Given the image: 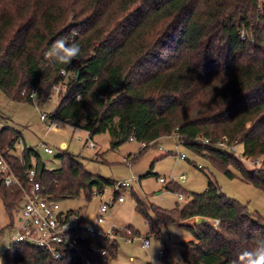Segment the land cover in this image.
<instances>
[{"label": "trees", "instance_id": "1", "mask_svg": "<svg viewBox=\"0 0 264 264\" xmlns=\"http://www.w3.org/2000/svg\"><path fill=\"white\" fill-rule=\"evenodd\" d=\"M61 38L80 46L70 65L46 55ZM58 87L59 120L78 122L91 137L108 134L114 150L132 140L142 144L138 155L128 156L131 165L162 139L177 137L229 178L234 169L264 193V0H0V90L10 101L43 107ZM20 137L5 128L0 149L28 190L32 169L41 192L55 200L90 203L94 192L116 184L90 173L67 149L55 171L42 169L33 148L23 151L21 163L10 151ZM225 138L228 147L244 145L245 160L219 148ZM207 179V190L191 196L170 182L168 191L189 196L172 211L140 199L136 211L161 241L159 224H177L193 236L182 243L186 264H239V254L264 239V218ZM0 198L10 219L2 235L13 227L23 192L0 182ZM86 237L88 246L108 252L105 262L88 252L92 264L118 256L120 237ZM168 254L163 243L165 264ZM0 264L81 263L16 244Z\"/></svg>", "mask_w": 264, "mask_h": 264}, {"label": "rangeland", "instance_id": "2", "mask_svg": "<svg viewBox=\"0 0 264 264\" xmlns=\"http://www.w3.org/2000/svg\"><path fill=\"white\" fill-rule=\"evenodd\" d=\"M60 99L58 91L53 101L41 107L36 103L27 104L10 101L0 90V121L7 128H12L21 133L20 139L25 141L29 148L38 152L48 171H55L60 167L59 156L62 154L63 145H66L67 152L84 164L90 173L117 183H131L132 190H122L125 203L117 204L108 213L106 227H131L137 235L132 244H126L127 242L121 237L118 239L120 244L118 256L112 259L109 264H152V255L156 264H165L162 261L163 256H161L163 243L169 249L170 264H172V257L175 255H179L183 260L182 243L191 241L193 236L177 224H159L163 234L161 241L155 235H151V229L147 226L145 218L136 211L137 199L167 211L174 210L178 204H186L189 197L185 194L184 201L180 202L176 193L166 191V186L172 181L179 183L182 189L191 196L192 194L204 193L207 190V175H209L219 184L225 195L239 201L247 206L250 212L264 218L263 192L253 185L243 182L240 179V174L234 169H230V171L236 177L229 178L222 170L213 166L210 159L204 154L180 145L177 137L162 139L157 148L150 149V152L141 157L134 166H128V156L134 157L142 149V144L137 141L128 142L114 150L111 148L110 136L101 134L92 138L96 149L88 150L86 145L88 133L86 131L79 128L72 129L68 123L61 120H58L60 125L58 131L49 130L51 121L42 122L41 115L47 114L48 117L55 118ZM43 144L54 150V154L45 153ZM16 149L14 154L21 156L22 147L17 146ZM160 149L173 154L157 160L156 157L160 154ZM227 149L236 152L238 157L245 160L243 144H235L227 147ZM182 155H185L186 158L181 159ZM247 165L253 168L252 164L247 163ZM182 176L185 177L184 182L179 181ZM159 178L164 179L166 184L160 183ZM96 200L98 201L94 200L88 203L83 197H80L57 201L63 211H80L84 217L86 216L85 218H89L96 216L100 208L99 203L101 204V202L97 198ZM20 207L18 210L21 209ZM5 211L3 212V208L0 206V231L4 230V225L9 219ZM18 216L19 212L17 218ZM12 232L13 230L10 228L0 235V263L6 254L4 248L11 243ZM147 236H151V245L145 249L143 239ZM184 264L186 263L184 262Z\"/></svg>", "mask_w": 264, "mask_h": 264}, {"label": "built area", "instance_id": "3", "mask_svg": "<svg viewBox=\"0 0 264 264\" xmlns=\"http://www.w3.org/2000/svg\"><path fill=\"white\" fill-rule=\"evenodd\" d=\"M73 67H70L72 69ZM63 76H67V71L62 72ZM59 87L53 89V93L50 96L49 101H53L55 94H58ZM35 94L32 95V98ZM58 118L48 117L47 114L41 115V121L44 123L51 121V126L49 130L58 131L60 125L58 123ZM7 128L0 121V134ZM88 133V132H87ZM219 144V148L227 149L226 142ZM87 149L94 150L95 144L92 141V137L88 133L87 137ZM22 147V153L25 149H28L25 141L21 139L16 143L15 148L10 150L14 153L17 149L16 147ZM44 152L53 155L54 150L42 145ZM21 163H23L22 155L19 156ZM185 159V155L181 156ZM253 166L259 165V162L251 163ZM36 173L32 169L28 174V183L30 189H26L21 183L19 176L15 173L11 165L9 164L4 151L0 149V182L6 187L17 186L23 192V199L21 200L15 212V221L12 227V234L10 238V245L4 248L7 252L13 245L16 244H28L44 251L48 252L53 258L57 260H68L75 259L81 264H92L87 258V253H93L102 258L105 262L108 259V252L99 247L90 245L88 246L86 233L89 236H98L103 239H114L115 237H121L128 244H132L135 240L137 233L134 232L131 227H106L107 225V215L115 208L117 204H123L125 198L122 195V190L132 189V185L129 182H118L111 187L105 188L101 192H94L93 198H99L101 200L100 208L96 216L85 218L81 212L76 211H63L59 202L52 199L50 196L43 194L42 188L38 182L35 180ZM181 182L185 181V177L182 176L179 179ZM162 183H166L164 179H160ZM179 200L183 199V195H178ZM19 212V216L17 218ZM219 222H216V226ZM117 237V238H118ZM151 245L150 239H143V247L145 243ZM163 251L161 252V256Z\"/></svg>", "mask_w": 264, "mask_h": 264}, {"label": "clouds", "instance_id": "4", "mask_svg": "<svg viewBox=\"0 0 264 264\" xmlns=\"http://www.w3.org/2000/svg\"><path fill=\"white\" fill-rule=\"evenodd\" d=\"M81 49L76 43L68 44L64 38L55 40L48 52L47 56L56 64L70 65L73 60L80 57ZM146 248L149 244L146 242ZM239 264H264V239H258L251 249L242 251L238 257ZM152 264H156L152 255ZM172 264H184V261L175 255L172 257Z\"/></svg>", "mask_w": 264, "mask_h": 264}, {"label": "crops", "instance_id": "5", "mask_svg": "<svg viewBox=\"0 0 264 264\" xmlns=\"http://www.w3.org/2000/svg\"><path fill=\"white\" fill-rule=\"evenodd\" d=\"M70 128H72V129H74V128H76V127H74V126H70ZM93 138V137H92ZM170 138H175V137H170ZM133 141V140H132ZM179 143V142H178ZM159 145V144H158ZM96 147V146H95ZM143 147V146H142ZM67 147H66V145H63V149L65 150ZM155 148H157V147H155ZM96 149V148H95ZM94 149V150H95ZM160 154L158 155V157H156V158H158L157 160H160V159H164V158H166V157H168L167 156V154H173V153H171V152H164V149H160ZM150 152V149L145 153V154H147V153H149ZM144 154V155H145ZM181 158V157H180ZM182 159V158H181ZM156 161V160H155ZM127 165L128 166H134V165H131L130 164V161L128 160L127 161ZM201 169V168H200ZM135 172V171H134ZM134 177V176H133ZM160 179V178H159ZM133 181H135V180H133ZM160 181V180H159ZM180 181V180H179ZM115 182V181H114ZM181 182V181H180ZM117 183V182H116ZM160 183H162L161 181H160ZM162 184H166V183H162ZM132 190V189H131ZM166 191H168L167 189H166ZM170 192V191H169ZM178 195V194H177ZM187 196V195H186ZM189 197V196H188ZM97 199H99V198H97ZM98 201V200H96V198H93V200L91 201V202H93V201ZM178 200H179V198H178ZM180 202H183L184 201V195H183V199L182 200H179ZM188 201H189V199H188ZM99 202H101V200L99 199ZM125 203V202H124ZM99 205H100V203H99ZM185 205V204H184ZM0 206L3 208V212H4V210H5V208H4V204H3V202H2V199L0 198ZM182 206V205H181ZM112 211V210H111ZM110 211V212H111ZM6 212V211H5ZM98 212V211H97ZM86 217V216H85ZM91 217H93V216H91ZM7 220V219H6ZM108 223V222H107ZM10 225V221H9V219L7 220V223H6V225H4L5 227H4V229L5 228H7L8 226ZM148 226V225H147ZM160 226V225H159ZM149 227V226H148ZM150 228V227H149ZM151 235H152V233H151ZM150 237L151 236H147V237H145L144 239H150ZM126 243V242H125ZM126 244H128V243H126ZM120 250V249H119ZM163 250V249H162Z\"/></svg>", "mask_w": 264, "mask_h": 264}, {"label": "water", "instance_id": "6", "mask_svg": "<svg viewBox=\"0 0 264 264\" xmlns=\"http://www.w3.org/2000/svg\"><path fill=\"white\" fill-rule=\"evenodd\" d=\"M78 126H79V123L77 122L74 127H78ZM44 166H45V164L43 163L42 164V169H44ZM203 221H205V220L204 219H197V224H199V223H201Z\"/></svg>", "mask_w": 264, "mask_h": 264}]
</instances>
